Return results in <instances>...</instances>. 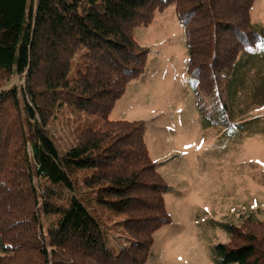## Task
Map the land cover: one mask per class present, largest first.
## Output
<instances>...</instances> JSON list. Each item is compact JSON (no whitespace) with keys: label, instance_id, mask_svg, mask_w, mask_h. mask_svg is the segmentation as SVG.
I'll use <instances>...</instances> for the list:
<instances>
[{"label":"trees","instance_id":"obj_1","mask_svg":"<svg viewBox=\"0 0 264 264\" xmlns=\"http://www.w3.org/2000/svg\"><path fill=\"white\" fill-rule=\"evenodd\" d=\"M253 2L0 0V264H145L171 221L169 186L146 122L107 117L145 68L133 28L173 3L196 99L225 116L239 54L264 42ZM14 77L23 83L8 86ZM61 115L74 134L65 149L48 126ZM229 232L219 264H264V219Z\"/></svg>","mask_w":264,"mask_h":264},{"label":"rangeland","instance_id":"obj_2","mask_svg":"<svg viewBox=\"0 0 264 264\" xmlns=\"http://www.w3.org/2000/svg\"><path fill=\"white\" fill-rule=\"evenodd\" d=\"M250 12L264 33V0H254ZM132 34L148 49L145 68L107 117L146 122L148 154L169 186L164 202L171 221L154 231L145 264H219L214 247L229 239V226L249 215L264 219V42L239 54L222 116L196 99L173 3ZM22 83L21 77L7 82ZM70 123L61 115L48 125L61 149L73 141Z\"/></svg>","mask_w":264,"mask_h":264}]
</instances>
